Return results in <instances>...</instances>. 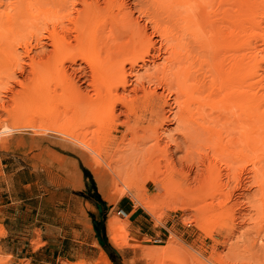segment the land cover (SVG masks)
<instances>
[{
	"label": "bare ground",
	"instance_id": "1",
	"mask_svg": "<svg viewBox=\"0 0 264 264\" xmlns=\"http://www.w3.org/2000/svg\"><path fill=\"white\" fill-rule=\"evenodd\" d=\"M11 144H47L51 173L76 191L94 180L111 208L132 195L157 221L193 210L216 243L206 258L172 236L140 255L148 264H255L238 253L249 234L236 215L264 181V0H0ZM131 217L108 221L120 253ZM217 235L234 254L214 256ZM95 264L113 263L103 251Z\"/></svg>",
	"mask_w": 264,
	"mask_h": 264
},
{
	"label": "rangeland",
	"instance_id": "2",
	"mask_svg": "<svg viewBox=\"0 0 264 264\" xmlns=\"http://www.w3.org/2000/svg\"><path fill=\"white\" fill-rule=\"evenodd\" d=\"M50 151L47 144L34 151L30 144L0 147V154L16 156L7 160L12 166L9 173L24 168L35 174L32 177L34 186L13 191L12 199L16 205L7 215L0 214V261L12 260L10 264H95L104 251L107 255L117 252L122 264H148L140 255L167 247L172 236L194 256L210 258L213 255L216 243L194 223L196 213L193 210H163L157 221L145 209L133 212L137 202L132 195H127L115 208H111L99 194L94 180H87L84 189L76 191L52 174L49 168ZM59 156L71 157L68 152L55 150L53 157ZM256 157L264 159V147L255 150ZM111 194L114 196L115 192ZM147 194L150 198H162L153 184L148 186ZM247 194L250 197L255 195L250 205L244 204L237 212L236 225H244L249 236L238 253L253 257L255 264H264V181L256 178L255 189ZM241 199L235 192L233 203L241 202ZM121 211L132 215L126 237L121 240L122 253L112 247L108 231L109 220L117 218L126 221L119 217ZM243 215H248L245 222L240 221ZM137 227H141L143 236L134 235ZM216 240L218 244L214 256L225 257L235 253L224 247L222 236L217 235ZM176 255L183 254L178 251Z\"/></svg>",
	"mask_w": 264,
	"mask_h": 264
},
{
	"label": "crops",
	"instance_id": "3",
	"mask_svg": "<svg viewBox=\"0 0 264 264\" xmlns=\"http://www.w3.org/2000/svg\"><path fill=\"white\" fill-rule=\"evenodd\" d=\"M15 157L16 156L10 154H0V214L2 215H7V212H9L12 207L16 205L14 204V201L12 199L13 191H15L16 189L27 190L31 189L34 186L32 178L35 175L34 173H29L25 171L24 168H20L14 172L11 171V173H9L12 166L7 163V160H10ZM6 170L8 174L6 173ZM133 233L135 236L144 235L141 227H137L133 231ZM112 255L117 257L121 264L123 263L122 258L117 252H112ZM108 257L111 260V257L109 255Z\"/></svg>",
	"mask_w": 264,
	"mask_h": 264
},
{
	"label": "built area",
	"instance_id": "4",
	"mask_svg": "<svg viewBox=\"0 0 264 264\" xmlns=\"http://www.w3.org/2000/svg\"><path fill=\"white\" fill-rule=\"evenodd\" d=\"M140 209H141L140 207L134 206L133 212L138 213L140 211ZM118 215L120 218H124V219H126L128 217V214H126L124 211L119 212Z\"/></svg>",
	"mask_w": 264,
	"mask_h": 264
},
{
	"label": "trees",
	"instance_id": "5",
	"mask_svg": "<svg viewBox=\"0 0 264 264\" xmlns=\"http://www.w3.org/2000/svg\"><path fill=\"white\" fill-rule=\"evenodd\" d=\"M109 256L111 257V260L114 264H121L119 262V260L117 259V257H115L114 255H112L111 253L109 254Z\"/></svg>",
	"mask_w": 264,
	"mask_h": 264
}]
</instances>
